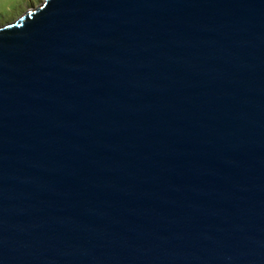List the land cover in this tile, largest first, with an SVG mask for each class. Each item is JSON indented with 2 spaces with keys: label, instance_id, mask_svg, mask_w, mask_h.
I'll return each mask as SVG.
<instances>
[{
  "label": "water",
  "instance_id": "obj_1",
  "mask_svg": "<svg viewBox=\"0 0 264 264\" xmlns=\"http://www.w3.org/2000/svg\"><path fill=\"white\" fill-rule=\"evenodd\" d=\"M0 264H264V0L0 27Z\"/></svg>",
  "mask_w": 264,
  "mask_h": 264
},
{
  "label": "rangeland",
  "instance_id": "obj_2",
  "mask_svg": "<svg viewBox=\"0 0 264 264\" xmlns=\"http://www.w3.org/2000/svg\"><path fill=\"white\" fill-rule=\"evenodd\" d=\"M44 0H0V27L14 23Z\"/></svg>",
  "mask_w": 264,
  "mask_h": 264
},
{
  "label": "bare ground",
  "instance_id": "obj_3",
  "mask_svg": "<svg viewBox=\"0 0 264 264\" xmlns=\"http://www.w3.org/2000/svg\"><path fill=\"white\" fill-rule=\"evenodd\" d=\"M32 10V9H31ZM30 11V10H29Z\"/></svg>",
  "mask_w": 264,
  "mask_h": 264
}]
</instances>
